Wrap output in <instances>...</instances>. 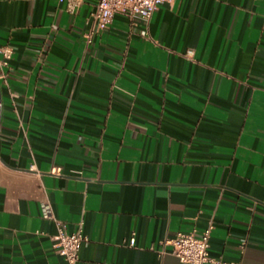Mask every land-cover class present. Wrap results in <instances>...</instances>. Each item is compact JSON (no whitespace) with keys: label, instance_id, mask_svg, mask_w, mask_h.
Returning <instances> with one entry per match:
<instances>
[{"label":"crops","instance_id":"0c3cea01","mask_svg":"<svg viewBox=\"0 0 264 264\" xmlns=\"http://www.w3.org/2000/svg\"><path fill=\"white\" fill-rule=\"evenodd\" d=\"M93 10L0 0V264H65L58 222L76 264H184L159 242L208 225L204 264H264V0L115 13L86 43Z\"/></svg>","mask_w":264,"mask_h":264},{"label":"built area","instance_id":"2783aa9c","mask_svg":"<svg viewBox=\"0 0 264 264\" xmlns=\"http://www.w3.org/2000/svg\"><path fill=\"white\" fill-rule=\"evenodd\" d=\"M62 5L65 11L73 13L84 0H55ZM94 10L90 13L91 23L84 34L85 41L88 43L93 34L103 31L111 21L115 13L124 15H135L142 20H147L162 2H171L172 0H93ZM142 37L146 36V31H140ZM12 49L8 45L0 46V80L5 82V72L2 70L7 66L11 57ZM188 55L191 51H187ZM11 96H14L11 94ZM51 174H59L58 167H50ZM211 226L208 225L200 234L193 230L189 233L177 232L173 237L163 239L159 242L157 253L159 255L169 253L173 255L178 262L184 264H204L211 262L208 255V237ZM86 238L82 233L81 223L73 232H66L64 224H56V233L52 236L53 248L57 254L62 256L65 264H76L78 260V249L80 243ZM128 245L133 246L134 237L130 236ZM167 247V249H165ZM152 249V247H150Z\"/></svg>","mask_w":264,"mask_h":264}]
</instances>
